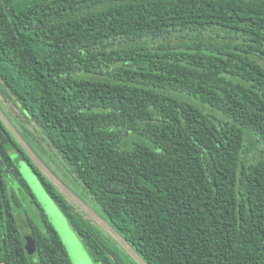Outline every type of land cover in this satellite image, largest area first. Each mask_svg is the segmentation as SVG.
<instances>
[{
    "label": "trees",
    "instance_id": "trees-1",
    "mask_svg": "<svg viewBox=\"0 0 264 264\" xmlns=\"http://www.w3.org/2000/svg\"><path fill=\"white\" fill-rule=\"evenodd\" d=\"M0 81L147 264H264V0H0ZM21 163L97 263L137 264L1 118L0 264H71Z\"/></svg>",
    "mask_w": 264,
    "mask_h": 264
},
{
    "label": "rangeland",
    "instance_id": "rangeland-1",
    "mask_svg": "<svg viewBox=\"0 0 264 264\" xmlns=\"http://www.w3.org/2000/svg\"><path fill=\"white\" fill-rule=\"evenodd\" d=\"M1 87L2 83L0 81V94ZM4 102L7 104L4 96L0 95V108L5 112L10 111L8 109V106ZM8 113L11 115L10 121L14 124V126L18 130L21 129V121H19L20 123L16 122L13 115L10 112ZM20 132L25 136V138L29 142L32 151L37 155V158L39 159L40 163L44 167L46 166V168H48L49 171L53 173L54 178L65 187L69 194H72L77 200L81 201L92 214L97 216L99 220L107 222L109 224L107 217L102 211L101 207L94 201L92 196L88 194L82 183H80L67 170V168L64 167L63 163H61L60 159L55 155V151L53 152L52 150H49V153V151H47V148L43 147L40 144L36 145L35 143H33L30 140L31 137L25 132H23L22 129L20 130ZM20 170L25 179V182L32 190L37 202L44 210L49 222L52 224L53 228L59 235L61 242L63 243L66 249L71 264H99L94 260L91 251L71 224V221L69 220L68 216L61 209V207L54 200V198L49 194L46 187L43 185L41 180L33 173L27 163H21ZM41 172L46 176V178H48L49 181H51V183L56 187V189L66 197L68 202L73 204L75 210H77L79 213H83L82 210L78 208V206H76V204L72 201V199L70 198L71 196L67 195L64 192L65 190L63 191L42 169ZM32 207L37 208L35 204H33ZM30 211H32V214H35L33 209H31ZM20 218L21 217L18 216L17 220L19 221ZM100 227L106 232L104 226ZM28 232L29 231L24 230L23 234L29 239V244H31V248H34L33 236ZM117 245L120 246L122 248L121 250H123L127 255H129L132 260H134V257L127 250H125L124 246H121L119 243H117Z\"/></svg>",
    "mask_w": 264,
    "mask_h": 264
},
{
    "label": "water",
    "instance_id": "water-1",
    "mask_svg": "<svg viewBox=\"0 0 264 264\" xmlns=\"http://www.w3.org/2000/svg\"><path fill=\"white\" fill-rule=\"evenodd\" d=\"M0 118L1 120L5 123V125L8 127V129L11 131V133L19 140V142L23 145L24 149L27 151V153L29 154V156L32 158V160H34V162L38 165L39 168H41L46 174H48L49 177L52 178V180L69 196H71L70 198L72 199V201L76 204V206H78V208H80L82 210L83 213H85L88 217H90L94 222H96L99 226H104L106 232L117 241V243H119L121 246L125 247V250H127L133 257H134V261L137 264H147L144 259L126 242V240L113 228L110 226V224H108L107 222H103L101 220H99L97 218L96 215L92 214L86 207L85 205L77 200L72 194H69V192L65 189V187L58 182L55 178L53 173H51L49 171L48 168H46V166L44 167L39 159L37 158V155L32 151V149L27 146V144L25 143V141L20 137L19 133L17 132L16 128L12 125V123L10 122V120L7 118V116L5 115L4 111L0 108ZM19 226L21 228L22 231L26 230L29 231L28 233H30V226L28 223L27 218H25L24 216H21L20 220L18 221ZM31 234V233H30Z\"/></svg>",
    "mask_w": 264,
    "mask_h": 264
},
{
    "label": "flooded vegetation",
    "instance_id": "flooded-vegetation-1",
    "mask_svg": "<svg viewBox=\"0 0 264 264\" xmlns=\"http://www.w3.org/2000/svg\"><path fill=\"white\" fill-rule=\"evenodd\" d=\"M26 217V216H25Z\"/></svg>",
    "mask_w": 264,
    "mask_h": 264
}]
</instances>
